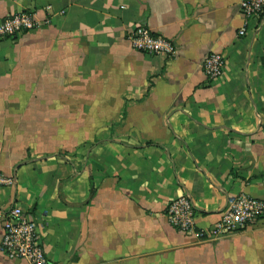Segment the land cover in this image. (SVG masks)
<instances>
[{"label":"crops","instance_id":"1","mask_svg":"<svg viewBox=\"0 0 264 264\" xmlns=\"http://www.w3.org/2000/svg\"><path fill=\"white\" fill-rule=\"evenodd\" d=\"M242 1L0 0V21L53 10L0 43V264H29L1 251L15 205L56 264H264V218L200 241L166 216L188 196L207 232L231 198L264 202V23L239 36ZM137 24L175 57L134 51Z\"/></svg>","mask_w":264,"mask_h":264},{"label":"built area","instance_id":"2","mask_svg":"<svg viewBox=\"0 0 264 264\" xmlns=\"http://www.w3.org/2000/svg\"><path fill=\"white\" fill-rule=\"evenodd\" d=\"M240 12L244 17V26L239 36H246L247 26L251 21L261 27L264 23V0H244L240 3ZM53 10L45 8V18L39 20L36 12L11 14L0 21V43L7 39L35 31L51 24ZM130 47L139 53L151 57L173 58L176 45L172 40L156 35L146 26L137 24L127 34ZM202 68L211 81L219 78L226 68L225 58L218 54H209ZM15 180L0 172V187L13 186ZM170 225L185 235H192L197 240L220 239L242 232L264 218V202L248 196L231 198L219 221L207 232L198 230L195 224L196 209L188 196L171 201L166 208ZM3 237L1 251L10 261H26L29 264H56L45 254L37 224L17 205L2 216Z\"/></svg>","mask_w":264,"mask_h":264}]
</instances>
